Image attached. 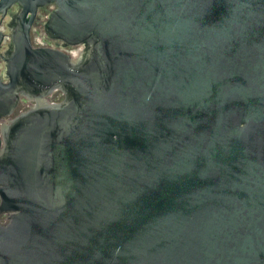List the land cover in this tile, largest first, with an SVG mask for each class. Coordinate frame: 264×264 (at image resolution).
<instances>
[{
	"label": "water",
	"instance_id": "obj_1",
	"mask_svg": "<svg viewBox=\"0 0 264 264\" xmlns=\"http://www.w3.org/2000/svg\"><path fill=\"white\" fill-rule=\"evenodd\" d=\"M46 6L76 56L32 47ZM10 10L0 118L40 105L3 132L0 264H264V0Z\"/></svg>",
	"mask_w": 264,
	"mask_h": 264
},
{
	"label": "flooded vegetation",
	"instance_id": "obj_2",
	"mask_svg": "<svg viewBox=\"0 0 264 264\" xmlns=\"http://www.w3.org/2000/svg\"><path fill=\"white\" fill-rule=\"evenodd\" d=\"M51 6H46L42 9H40L36 15L34 24L32 26L31 30V44L34 48H58L63 50L64 52L71 54L72 51H74L73 56L76 55V51H80L81 47H63V44L60 41H55L52 39H49L43 30V24L47 19L48 14L52 11ZM16 15L15 10H10L9 17L0 24L1 31L6 35L4 37V41L2 43V47L0 48V71L2 70L4 63L2 61L3 57H6L8 55V51L10 50V40L7 38V26L10 27L13 22V18ZM37 38V40H35ZM61 99H63L62 94L59 91H52L51 93L47 94L43 98V103L51 104L53 105L58 104L61 102ZM37 105H40V98H28L25 96H20L18 104L16 108L12 111V113L9 116L1 117L0 118V157L3 155L4 151V140H3V132L5 129L9 126L10 122L14 120L16 117L21 115L22 113H26L32 108L36 107ZM9 214L5 212L0 211V226H4L8 223Z\"/></svg>",
	"mask_w": 264,
	"mask_h": 264
},
{
	"label": "built area",
	"instance_id": "obj_3",
	"mask_svg": "<svg viewBox=\"0 0 264 264\" xmlns=\"http://www.w3.org/2000/svg\"><path fill=\"white\" fill-rule=\"evenodd\" d=\"M73 52H74V51H73ZM73 52H71V56H73V54H72ZM76 52L78 53V51H76Z\"/></svg>",
	"mask_w": 264,
	"mask_h": 264
},
{
	"label": "rangeland",
	"instance_id": "obj_4",
	"mask_svg": "<svg viewBox=\"0 0 264 264\" xmlns=\"http://www.w3.org/2000/svg\"><path fill=\"white\" fill-rule=\"evenodd\" d=\"M35 40H37V38H35ZM73 52V51H72ZM63 99H61V101H62Z\"/></svg>",
	"mask_w": 264,
	"mask_h": 264
},
{
	"label": "bare ground",
	"instance_id": "obj_5",
	"mask_svg": "<svg viewBox=\"0 0 264 264\" xmlns=\"http://www.w3.org/2000/svg\"><path fill=\"white\" fill-rule=\"evenodd\" d=\"M73 53H74V52H73ZM73 53H72V54H73ZM76 55H77V52H76ZM76 55H74V56H76Z\"/></svg>",
	"mask_w": 264,
	"mask_h": 264
}]
</instances>
